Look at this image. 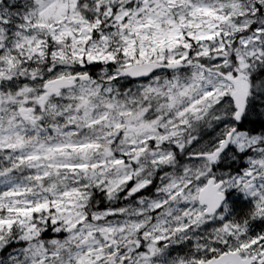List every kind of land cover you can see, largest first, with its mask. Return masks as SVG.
<instances>
[{
	"label": "snow or ice",
	"instance_id": "obj_1",
	"mask_svg": "<svg viewBox=\"0 0 264 264\" xmlns=\"http://www.w3.org/2000/svg\"><path fill=\"white\" fill-rule=\"evenodd\" d=\"M0 264H264V0H0Z\"/></svg>",
	"mask_w": 264,
	"mask_h": 264
}]
</instances>
